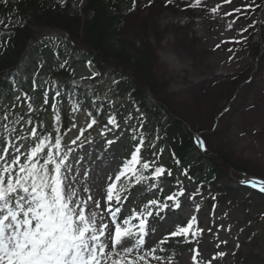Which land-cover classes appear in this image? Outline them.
<instances>
[{"label": "rangeland", "instance_id": "obj_1", "mask_svg": "<svg viewBox=\"0 0 264 264\" xmlns=\"http://www.w3.org/2000/svg\"><path fill=\"white\" fill-rule=\"evenodd\" d=\"M189 2L174 0V4L165 7V0H154L151 7H145L146 0H136V14L129 28L140 30L143 26L147 27L149 43L158 57L157 73L167 84L162 101L173 113L189 120L192 130L204 140L206 151L229 157L238 167L245 164L251 173L250 179L264 180V61L259 65L255 50V42L260 37L264 54V24L258 22L264 21V13L259 9L256 13L245 9L243 4L246 0H232L231 4L223 5L221 13L237 7H241V13L220 19L213 18L206 10L196 9L194 16L190 17L184 11L188 9L186 6ZM204 2L208 7H213L220 0ZM245 11L248 12L247 16L244 15ZM235 17L239 18L235 20L232 30H228L227 22ZM244 27H248L247 32H242ZM34 31L47 32L38 28H34ZM225 40L229 42L222 43ZM236 40L242 43H234ZM218 43L221 47L217 49L215 45ZM34 44H31V48ZM229 48L233 51H228ZM28 55L29 58H24L21 64V67L24 66L21 72L23 89L15 87L11 97L4 94L2 101L10 110L28 111L29 101L25 96L30 97L43 121L52 127L55 121L52 106L56 105L58 110V105L52 99L54 91L49 88L50 68L57 67L59 59L44 48ZM77 73L76 85L90 92L92 104L89 109L75 113L70 104L66 106L64 113L70 118L71 131L61 152L67 148L73 149L70 161L80 174L78 179L87 184L94 200H99L101 209H104L106 200L103 192L106 185L130 160L139 139L133 123L130 126L119 123V129L109 132L105 128L109 115L106 112L99 115L94 110L93 104L113 105L126 110L130 108V103L119 98L112 89L114 80L95 77L93 68L84 63L78 66ZM45 96L47 104L44 103ZM92 117L97 119V123L87 129ZM27 120L14 125L21 152L29 151L32 147L29 142L31 125L26 123ZM73 122L76 124L74 128ZM111 127L108 125V128ZM81 129H86L82 138L84 143L81 145L78 140L73 145L71 141L79 136ZM21 132L27 137L26 140L19 139ZM101 132L106 135L102 136ZM107 139H114L116 143L109 146ZM0 141H3L2 137ZM143 146L145 150L139 154L142 162L151 161V167H157L159 159L154 148L149 144ZM11 151L9 149L10 155ZM44 151L46 153L48 149ZM162 167L172 171L168 161ZM85 172L86 178L83 177ZM83 184L77 187L82 188ZM241 184H245L244 179H227L218 186L220 189L206 184L199 186L178 174L169 176L166 172L160 177L158 185L131 186L122 195L117 220L122 223L123 219L131 217L134 209L143 210L151 199L166 202L168 195L183 188L185 194L179 197L180 208H170L148 220L149 235L145 237V247H155V255L160 257L156 260L149 255L148 264H264V200L250 191L240 190ZM224 185L238 191L224 196L221 191ZM194 193L199 194L190 200L188 197ZM167 203L172 204L171 201ZM197 205L199 211H196ZM151 210L159 211L154 206ZM192 217L196 218L192 230L196 236L189 234V246L183 240L170 237L169 234L178 227L191 223ZM110 219L105 217V222L111 228ZM161 240L168 242L161 244ZM224 241L227 243H222ZM219 252L226 255L212 259ZM193 257H196V262Z\"/></svg>", "mask_w": 264, "mask_h": 264}, {"label": "snow or ice", "instance_id": "obj_2", "mask_svg": "<svg viewBox=\"0 0 264 264\" xmlns=\"http://www.w3.org/2000/svg\"><path fill=\"white\" fill-rule=\"evenodd\" d=\"M4 2L7 4L8 0ZM58 2L62 7L68 6V0H58ZM153 2L154 0H146L144 6L151 7ZM79 3L83 5L84 0H79ZM231 3L232 0H220L215 6L208 7L204 0H190L186 7L206 10L213 18L224 19L242 11L241 7H237L232 11L221 13L223 5ZM171 4H174V0H165V7ZM135 7L136 0H132L130 11H134ZM243 7L252 13H256L257 9L264 13V0H260L259 3L257 0H246ZM247 14L248 12L245 11L244 15ZM238 18L235 17L231 22H227L228 30H232ZM258 22L264 24V21ZM0 24H4V21L0 20ZM247 31L248 27L242 30V32ZM228 42L222 41V43ZM233 42L242 43L239 40ZM220 47L219 43L215 45L217 49ZM228 51L231 52L233 49L229 48ZM56 95H60L59 91ZM25 99L29 101L28 109L31 115L35 110L34 106L30 97L25 96ZM44 103H48L47 96ZM79 107L78 103L75 104L72 108L73 113L78 111ZM52 110L56 122L55 131L60 133L61 116L56 105L52 106ZM88 115L92 116L90 112ZM22 120L23 117L13 120L7 110L0 119V137L4 140L0 145L2 149L0 150V264H141V262L148 264L149 255L159 260L160 257L155 255L157 251L155 247L151 245L145 247V237L149 235L148 220L170 208H180L179 197L185 194L183 188L168 195L166 202L161 203L158 199H151L143 210L134 209L131 217L123 219L122 223L117 220V214L120 212L118 205L122 202V195L126 194L131 186L145 181H149L150 185H158L160 177L166 172L169 176L172 174L162 166L152 169L151 161L142 162L139 154L144 145L143 137L139 139L130 160L114 178H110L112 182L107 183L106 191L103 192L106 204L104 209H101L100 201L94 200L87 184H83V180L78 179L80 174L70 161L73 149L60 151L62 148L60 135H57L53 142L50 135H37L33 126L29 135L33 138L34 144L29 151L21 152L14 125ZM26 123L32 125L30 119ZM96 123L97 119L92 117L87 129H91ZM108 125L112 127L108 128ZM72 127H76L75 122ZM119 127L116 117L110 115L105 128L111 132ZM85 131L86 129H81L79 136L71 143L75 145L80 140L82 145L84 141L81 137L84 136ZM101 135L104 136L106 133L101 132ZM19 139L26 140L27 137L21 132ZM106 143L110 146L116 143V140L107 139ZM195 143L206 151L203 139L196 137ZM45 148L48 149L46 153ZM9 149L12 150L11 155ZM173 156L175 159V154ZM22 157L23 162H21ZM175 162L180 163L178 159ZM83 177H87L86 172ZM244 183L264 193V180L251 179L245 180ZM80 184H83L82 188L77 187ZM198 194H190L188 198L194 200ZM167 201H171L172 204L169 205ZM153 206L159 211L151 210ZM196 211H199L198 205ZM105 217L111 218V228L109 223L105 222ZM191 219L192 222L187 226H180L171 232L170 237L183 236L188 239L190 233L195 237L196 232L192 230L196 218ZM133 221L137 223L133 224ZM197 231L203 232L202 229ZM167 242L168 240L160 241L161 244ZM225 255L226 253L219 252L212 259L223 258ZM193 260L196 262V257H193Z\"/></svg>", "mask_w": 264, "mask_h": 264}, {"label": "trees", "instance_id": "obj_3", "mask_svg": "<svg viewBox=\"0 0 264 264\" xmlns=\"http://www.w3.org/2000/svg\"><path fill=\"white\" fill-rule=\"evenodd\" d=\"M131 8L132 0H84L83 5L79 0H68L67 7H62L57 0H8L7 4L0 0V20L4 21L0 24V117L7 110L1 101L2 94L7 92L10 97L14 85L22 86L21 69L14 67L21 60L28 42L35 40V48L55 52L59 59V65L50 68L51 79L55 80L50 81L49 88L54 91L52 98L60 101V116L66 102L72 106L78 103L79 109L90 104L88 91L72 84L78 77V66L86 63L93 66L99 79L113 78L114 90L120 98L127 99L134 110L131 113L112 105H100L98 113L105 110L118 122L125 125L133 123L138 139L143 137L146 144L156 141L153 146L160 159L169 158L184 178L199 185L208 183L216 186L227 180L232 170L238 177L242 174L250 176L245 164L238 167L228 157L200 153L189 120L180 114L170 113V107L162 101L167 85L157 73L158 57L149 43L147 27L137 31L129 28L136 13V7L134 11H130ZM195 11L186 9L185 13L194 16ZM32 27L61 30L72 45L61 38L39 39ZM255 48L260 55V40H256ZM9 69H12L10 74L2 79ZM148 92L154 102L150 101ZM16 114L28 117L32 121L31 130L35 126L37 135H50L53 142L60 135L63 145L66 129H63L62 121L59 124L60 133H57L55 129L47 130L35 110L31 115L29 112ZM137 114H140L139 118H136ZM241 189L249 191L245 187ZM223 191L225 195L237 192L229 187ZM253 193L264 200V195Z\"/></svg>", "mask_w": 264, "mask_h": 264}]
</instances>
